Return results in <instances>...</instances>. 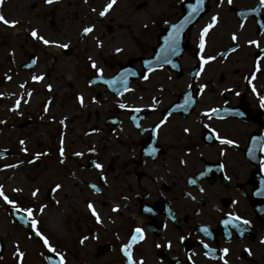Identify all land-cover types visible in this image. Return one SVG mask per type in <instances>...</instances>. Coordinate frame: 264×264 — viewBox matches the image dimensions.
<instances>
[{
    "label": "flooded vegetation",
    "instance_id": "obj_1",
    "mask_svg": "<svg viewBox=\"0 0 264 264\" xmlns=\"http://www.w3.org/2000/svg\"><path fill=\"white\" fill-rule=\"evenodd\" d=\"M186 1L188 5L196 4V0ZM181 4L175 17L156 24L150 53L139 57L149 58L161 46L162 33L182 14ZM217 4L218 0H205L203 13L179 42L178 55L172 57L165 52L161 57L166 56L172 64L162 68L155 65L147 81L139 77L131 81L128 86L134 91L118 97L103 82L91 83L103 85L107 94L104 102L90 103V115L85 117L84 131L93 135L94 141L86 149L76 146L68 154L69 161L64 160L59 167L58 183L62 187L52 191L54 185L50 186L46 193L48 199L60 192L63 200L79 203L74 212L75 235L67 242L74 248V264H127L121 247L137 226L144 229L145 239L134 244L131 251L133 258H143L144 264H223L220 256L224 248L229 249L225 257L228 264H264V242H261L264 239V107L260 101L264 96V59L260 60V71L252 82L246 79L251 78L254 61L261 55L259 49L246 41L256 39L260 48H264V7L260 0H232L231 5L224 0L220 7ZM253 8L257 11H251ZM217 13L219 22L206 36L203 54L221 55L206 64L201 75L194 79L192 74L199 71L200 30ZM241 22L243 29L239 27ZM233 32L237 33L235 43L240 47L225 58L223 54L235 47L231 40ZM133 68L138 74L146 71L142 63ZM200 83L207 87L197 94ZM189 91L194 102L187 111L176 108L185 103ZM153 97L158 101L154 109ZM120 102L141 107L142 111L120 109L117 106ZM210 108L218 111L210 118L203 116ZM132 116L136 117L135 123ZM164 117L166 123L153 133L155 124ZM100 132L104 134L99 136ZM216 134L236 143L220 144ZM92 148L94 152L89 151ZM151 148H156L155 155L148 154ZM181 160L185 163L181 164ZM93 162L101 163L103 168L97 170ZM202 172L204 175H200ZM92 184L100 191H94ZM17 187L24 191L23 186ZM9 197L21 206L33 207L19 192ZM89 201L100 215L101 223H97L88 209ZM116 206L118 211H113ZM146 208L151 211H145ZM229 213L250 222L243 226L246 229L243 235L231 225L227 226L230 235L226 234L223 221ZM38 227L48 238L40 222ZM203 227H207L211 236L200 230ZM181 236L185 238L183 241ZM83 237L87 239L81 243ZM201 240L215 249V253L205 256ZM169 241L171 247L167 246ZM17 243L25 253L22 264H27L26 253L34 249L49 264L45 257L53 253L44 251L45 246L32 233L30 225L13 215L11 207L0 200V264H17L13 255ZM57 247L64 249L65 241L60 239ZM61 252L70 255L66 248ZM67 255L65 261L69 264Z\"/></svg>",
    "mask_w": 264,
    "mask_h": 264
},
{
    "label": "rangeland",
    "instance_id": "obj_2",
    "mask_svg": "<svg viewBox=\"0 0 264 264\" xmlns=\"http://www.w3.org/2000/svg\"><path fill=\"white\" fill-rule=\"evenodd\" d=\"M182 1L117 0L114 8L99 20L96 18L102 9L98 13L92 9L101 4L102 0H87V2L86 0H55L53 4H46L44 0H4L3 5H0V14L8 20L18 21L14 27L0 23V86L4 87L8 81L19 89L17 98H21L19 108L16 111H9L13 106L10 102L17 98L14 97V93H3L0 96V105L2 99L6 101V107L0 110V120L6 121L5 124L0 125V149L6 152L4 156H0V169H2L0 173L4 171L9 176L23 178L20 182L1 181L0 184L9 185L5 187L8 196L15 195L13 188L23 186L24 191H20V195H24L33 203V208L36 209L34 216L48 234L53 247L58 251L66 248L67 253H70V255L64 254L68 256L66 257L69 264H74V248L67 242L75 235L74 212L77 211L75 207L79 203L74 200H63L60 192L48 199L46 193L47 189L55 186L60 179L61 137L65 150L64 160L67 162L68 154L76 146L84 150L94 141L93 135L84 131L85 117L90 115V103L93 102V98L95 101L104 102L107 94L103 92V85L88 82V79L96 74L88 58L91 56L96 60L98 67L104 70L103 76L107 77L116 73L130 57L147 55L154 45L156 24L163 19L175 17ZM117 5H119L118 12L115 10ZM178 12L180 13L179 10ZM135 14H138L137 20ZM113 20L123 24V32L116 39L121 43L120 48L123 51L120 53L108 51L104 54L102 47H96L95 38L101 40L97 35L98 32L101 35L103 34L101 32L110 34ZM89 25H94L96 32L82 36V28ZM33 27L46 38L69 43V49H61L59 52L47 49V46L30 36ZM17 30L21 32L15 34ZM30 55L36 60L33 68L21 67L29 61ZM66 59L69 60V72L59 68ZM138 65V62L133 64L135 67ZM40 66L41 69L37 71ZM36 72H39L38 75H44L39 82L31 79ZM6 74L11 77L10 80L5 79ZM21 84L25 85L24 88L20 87ZM48 85H51V90L48 89ZM29 91L31 96L27 95ZM77 94L83 95V106L77 100ZM33 97L41 101L34 108L29 104ZM45 106L48 107L47 112L44 111ZM49 109L56 113L49 115ZM42 110L45 113L44 122L40 120ZM67 114L71 115L66 116ZM65 117L67 119L64 125H61L60 121ZM103 134V132L98 133L99 136ZM20 140L25 141L24 147L27 148V152L21 151ZM45 152L48 155H41L33 163H29L35 153ZM20 161L23 163H18ZM6 164H18V166L5 169L3 166ZM36 188L39 189V193L33 198L31 191ZM56 201L59 203L57 204ZM40 204L47 206L43 213L38 211ZM60 239L65 241L64 249L57 247ZM43 250L47 251L46 248ZM26 256L27 264H45L36 249L32 253L29 250Z\"/></svg>",
    "mask_w": 264,
    "mask_h": 264
},
{
    "label": "snow or ice",
    "instance_id": "obj_3",
    "mask_svg": "<svg viewBox=\"0 0 264 264\" xmlns=\"http://www.w3.org/2000/svg\"><path fill=\"white\" fill-rule=\"evenodd\" d=\"M4 0H0V5H3ZM44 2L46 4H53L55 2V0H44ZM87 2V0H86ZM117 3V0H108V2L104 5V7L102 8V10L98 13V15L100 17H104L112 8L113 6ZM205 0H196V4L195 5H189L190 11L189 14L187 16H185L183 18V20H181L179 23L177 24H172L171 25V30L168 34L167 37H165V45L164 48L162 49V52H167L169 53V55H177L178 51H179V39H180V34L183 31V29L185 28V26L191 22L193 15L198 13L200 10H202V6L204 5ZM224 3V0H218V4L217 7H220L222 4ZM227 3L229 5L232 4V0H227ZM260 5L262 7H264V0H260ZM92 11H95V9H92ZM251 11L255 12L257 11V9L253 8L251 9ZM219 22V13L214 14L210 17L209 22L200 30L199 33V43L197 45V48L199 49V52L197 53L198 56V60H199V71H196L193 75V78L195 79L196 77H199L201 75V73L204 71V66L206 64H208L211 61H214L217 59V56H220L221 53H217L215 56L214 55H204V51L206 48V36L208 35L209 31L211 29H213ZM0 23H3L6 26L9 27H14L18 21L17 20H8L5 18V16L3 14H0ZM165 23H167V21H165ZM259 23V21H258ZM94 25H89V26H85L82 28V36H87L88 34L92 33L94 30ZM146 27V25H145ZM239 27L241 29L244 28V23L241 22V24L239 25ZM30 36L34 39L37 40L39 42H41L43 45L45 46H55L61 49H69L70 45L69 43H61L55 39H49L46 38L44 35L39 34V31L37 28L33 27L30 31ZM96 47L97 48H101L103 46V42L96 37ZM231 40L235 43L238 40V36L236 32L231 33ZM247 44L255 46L257 49L260 50L261 55L256 57V60L254 61V70L251 73V78H247L249 79V83L252 82V79L255 78L256 73L258 71H260V60L264 59V48H260V43L259 41H257L256 39H249L246 41ZM240 47V45L238 43H235V47H230L227 52H225L223 55L226 58V56L231 53V52H235L238 48ZM115 52L120 53L121 51H123V49L117 47L114 49ZM90 66L95 70L96 72V76L98 80H102V82L104 84H106L114 93L116 96L118 97H122L124 96L125 93L128 92H132L134 91V89L130 88L128 86V77H139L140 79H143L145 81H147L149 79V73H152L155 71V69L153 68V63H155L158 67L162 68L165 64H172V61L170 59H168L166 56L163 57V59L161 58V54H157V56L155 57V60H146L144 61V65L146 68V71L143 73L138 74L135 70L131 69V68H124L122 69L117 75L113 76L111 79H104L103 77V68L98 67L96 60H94L91 56L88 58ZM36 60H32V64H35ZM173 67H175V65L173 64ZM44 78L43 74L40 75H33L31 77V79L33 81L39 82ZM5 79L6 80H10L11 77L8 76L7 74L5 75ZM95 81H89V83H94ZM120 84L122 85V87L120 89H117L115 87V85ZM24 84H21L20 87L24 88ZM49 90H51V85L47 86ZM162 87V86H161ZM189 89H191V85L188 86ZM207 87L206 84L204 83H200L198 85V93L197 94H202L205 90V88ZM253 92L256 91L255 87H253ZM225 91H230V89H225ZM3 93H0V96H2ZM28 96H31V91H29L27 93ZM140 99H143L142 97H140ZM153 103L151 105V107L154 109L156 107V104L158 103L156 97H153ZM77 100L79 101V103L81 104V106H83L84 104V97L82 94H77ZM93 101L95 102V98H93ZM260 101H261V107H264V96L260 97ZM25 103H27V101H24ZM193 98H192V93L191 91H189L186 95V99H185V103L183 105H176V108H183L185 111H187L188 105L190 103H193ZM21 103V98H17V100L15 101V103L13 104L12 108L9 109V111H16ZM120 109H127L130 110L133 113H139L142 111L141 107L138 106H133L131 104H128L126 102H120L117 105ZM45 112L48 111V107L45 106L44 109ZM218 111V109L216 108H210L208 110H206L205 112L202 113L203 116L206 117H211V115H214L216 112ZM225 111H227V109H225ZM169 115H171V112H169ZM133 122L135 123L136 121V117L132 116L131 117ZM65 119H67L66 117L64 119H61L60 123L61 125H64V121ZM167 121V117H164L162 119L159 120L158 123L155 124L154 128H153V133H155L158 129L161 128L162 125H164ZM6 121L5 120H0V125L5 124ZM138 128L140 127L139 124L136 125ZM208 125H205V128H207ZM92 131H98V129H92ZM184 131L187 133L189 132L188 128H185ZM215 138L220 142V144L223 145H234L236 143L235 140L233 139H228L226 137H221L219 134L215 135ZM20 145H21V151L23 152H27V148L24 147L25 145V141L24 140H20L19 141ZM90 152H94L95 148L89 149ZM156 148H151L149 150L148 154L151 155H155L156 153ZM262 151H264V149H262ZM221 154H223V152H221ZM41 155H48L47 152L45 153H35L33 156V159L29 161V163H33L35 159H38ZM59 155L61 157L60 162L63 163L64 162V148H63V137H61V146L59 149ZM73 155L76 156H81L83 155V153H74ZM18 163H23L22 161L18 162ZM181 164H184L185 161L181 160L180 161ZM94 167L97 170H101L103 168V165L101 163L98 162H93ZM18 164H6L3 166V168H15L17 167ZM2 170V169H0ZM200 175H204V173H200ZM191 183H195V181H190ZM62 187L61 184L57 183L55 184L54 188L52 189V191H56L59 190ZM90 187L96 191L99 192L100 189L99 187H97V185L92 184L90 185ZM13 192H20L22 191V189L19 188H13L12 189ZM201 192L204 191L203 188L200 189ZM262 192H264V189H262ZM39 193V189H33L31 191V196L33 198H36L38 196ZM0 200H2L5 204L9 205L12 209V214L17 216L18 219L22 220L24 224H28L30 225L31 231L32 233L35 234L36 237H38L43 245L45 246V248L53 253L55 255V257L58 258L57 261L53 262V258L52 256H48L45 257V259H47L49 261V264H66L65 261V255L63 252L58 251L55 247H53V245L50 243V240L39 230V220L34 216V212L36 211V209H34L31 206H21V204L15 200V199H10V197L6 194L5 192V188L3 184H0ZM56 203L58 204L59 201H56ZM233 203H236L235 201H233ZM47 206L44 204H40L38 211L40 213H43V211L45 210ZM88 209L91 211L92 215L96 218L97 223H101V217L100 215L97 213L93 203L91 201L88 202L87 205ZM113 211H118V206L113 208ZM145 211H151V209H145ZM250 222L247 219H243L241 216L236 215L234 213H229L228 214V218L225 219L223 221V224L226 226V234H229L227 232V226L231 225L232 227L236 228V230L243 235L244 231L246 230L243 226L248 225ZM206 236H211V233L208 231L207 227H203L200 229ZM87 237H83L81 239V243L84 242V240H86ZM145 239V233H144V229L137 226L132 230V234L131 237L129 238L128 242L123 244L121 247V251L124 253L126 260H127V264H144L143 258L139 259V260H135L133 258V254H132V247L134 244L143 241ZM185 238L183 236L180 237V240L183 241ZM261 242H264V239H262ZM200 243L202 244L203 248L206 250L204 252L205 256H208L210 252L215 253V249H211L209 247V245L207 243H205L203 240L200 241ZM157 247H160L159 244L156 245ZM168 247H171V242H168ZM221 252L223 253V255L220 256V259L223 261V264H228L227 259H225L227 253L229 252V249L224 248L221 249ZM14 257L17 258V264H22L23 258L25 256V253L23 251L20 250V246L19 243H17L15 245V252L13 253ZM43 255V254H42ZM189 259L191 260V257H189ZM194 264V262H193Z\"/></svg>",
    "mask_w": 264,
    "mask_h": 264
},
{
    "label": "bare ground",
    "instance_id": "obj_4",
    "mask_svg": "<svg viewBox=\"0 0 264 264\" xmlns=\"http://www.w3.org/2000/svg\"><path fill=\"white\" fill-rule=\"evenodd\" d=\"M106 3H107L106 0L105 1L102 0V3L101 4L94 6L95 12L98 13L104 7V5ZM113 8H114V6H113ZM118 9H119V5H117V7L115 8V10H117V12H118ZM36 11L37 10H34V12H36ZM134 17H135V20H137L138 19V14H135ZM112 24H113V29L111 30L110 34H108L107 32H101V33H103L102 35L99 32L97 34L98 36H100L101 41L103 42L102 49H103V51H105L104 54L107 53L108 51L114 52L115 51L114 50L115 48H117V47L120 48L121 47V43H118L116 41V39L119 38L120 37V34H122V32H123V24H122V22H120L118 20H113L112 21ZM96 30L97 29L95 28L93 31L96 32ZM20 32H21V30H17V31H15V34H19ZM49 39H52V38H49ZM53 39H55V38H53ZM61 43H63V42H61ZM47 49H50L51 51H54V52H59L61 50V48H58V47H55V46H52V45L47 46ZM69 66H70L69 65V60L66 59L59 66V68L61 70L65 71V72H69L70 71L69 70ZM41 67L42 66H40V68H38L37 71L40 70ZM38 74H39V72H36V75H38ZM67 79H69V78H67ZM15 88H16L15 86H12L11 83H9L8 81H6V85L4 87L0 86V93H14V97L17 98L20 92H19V89H17V88H16V90H14ZM15 101L16 100L13 99L10 103L11 104H14ZM40 102L41 101L36 100L33 97V98L30 99L29 104L31 105L32 108H34ZM5 107H6V101H3V99H2V104L0 105V110L3 109V108H5ZM55 113H56L55 111L49 109V112H48L49 115H53ZM40 114H42V115H40L41 116L40 120L43 121V122L46 121L45 120V116H44L45 113L43 112V110L41 111ZM70 115L71 114H67L66 116H70ZM1 181H5L6 183L20 182V181H23V178H20V177L15 176V175L9 176L7 172H4L3 171V172L0 173V182Z\"/></svg>",
    "mask_w": 264,
    "mask_h": 264
},
{
    "label": "water",
    "instance_id": "obj_5",
    "mask_svg": "<svg viewBox=\"0 0 264 264\" xmlns=\"http://www.w3.org/2000/svg\"><path fill=\"white\" fill-rule=\"evenodd\" d=\"M181 10H182V14H181V16H180V17L178 18V20H177L175 23H173V24H177V23H179L181 20H183V18H184L185 16H187V15L189 14L190 8H189L188 2H187L186 0L181 4ZM201 13H203V9L200 10L198 13H196V14L193 15V18H192L191 22L188 23V24L185 26V28L183 29V31L181 32L179 42L181 41L184 32H185L189 27H191V25L194 23L195 19H196ZM171 25H172V24H169V29H168L167 31H165V32L162 33V35H161V41H162L161 46L158 47V48H155V49H154V54H153L150 58H141V57H138V58H133V57H132V58H129V60H128V61H127V62H126L121 68H120V70H119L117 73H115V75H117V74H118L122 69H124V68H131V69H133L132 66H131L133 62L140 61V62L144 65V61H146V60H153V61H154V60H155V57L157 56L158 53L161 54V57L164 56V55H165V52H162V49L164 48V45H165V37L168 36V34H169L170 30H171ZM180 50H181V48H179V51H180ZM177 55H178V54H177ZM171 56H172V57H175V55H174V56L171 55ZM32 60H35V57H34L33 55H30V56H29V61L26 62V63H24V64H22V67H24V68H26V69H31V68H33L34 64H32ZM155 65H156V64L153 63L152 66L154 67ZM133 70H134V69H133ZM115 75H114V76H115ZM137 77H138V76H137ZM137 77H131V76H129V77L127 78V79H128V84H129L131 81H133L135 78H137ZM104 79H108V78H104ZM109 79H111V78H109ZM89 81H95V82L99 81V82H102V80H98V79H97V76H94V77L90 78ZM115 87H116L117 89H120V88L122 87V85L117 84V85H115ZM0 153L2 154L3 152L0 151ZM52 258H53V262H55V261L58 260V258H56V257L54 258V257L52 256Z\"/></svg>",
    "mask_w": 264,
    "mask_h": 264
}]
</instances>
